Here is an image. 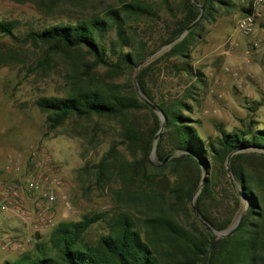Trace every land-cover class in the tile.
I'll return each instance as SVG.
<instances>
[{
	"label": "trees",
	"instance_id": "1",
	"mask_svg": "<svg viewBox=\"0 0 264 264\" xmlns=\"http://www.w3.org/2000/svg\"><path fill=\"white\" fill-rule=\"evenodd\" d=\"M10 1L30 3L43 18L57 19L24 33L17 20H0V38L14 44L0 46V68L23 65L32 75L57 77V94L33 103L44 116V136L80 141L82 158L106 144L96 162L77 170V181L89 183L83 190L106 192L111 207L58 222L3 264H264V128L249 121L207 135L193 118L206 82L192 65L193 51L222 17L253 15V3ZM200 7L202 20L167 47L197 19ZM135 75L164 121L139 96ZM161 76L177 80L180 90L162 94ZM152 150L155 163L174 156L157 166L149 160ZM203 172L194 206L208 227L191 209ZM239 191L247 202L240 228L209 250L213 231L227 229L244 211Z\"/></svg>",
	"mask_w": 264,
	"mask_h": 264
},
{
	"label": "rangeland",
	"instance_id": "2",
	"mask_svg": "<svg viewBox=\"0 0 264 264\" xmlns=\"http://www.w3.org/2000/svg\"><path fill=\"white\" fill-rule=\"evenodd\" d=\"M234 2L238 5L240 0ZM248 2L254 3V0H246L245 4ZM235 16L240 19L239 15ZM227 18L222 17L211 26L204 44L192 53V65L204 73L206 80L200 92L201 105L194 108L193 118L200 120L207 135L215 134L218 127L230 131L249 121H253L257 129L264 128V21L259 16V25L250 35L234 28L235 31L225 34L223 40L220 33L225 22L229 23ZM13 19L20 23L18 32L24 33L53 24L57 18H43L30 3L0 0V20ZM231 21L235 27L237 19L232 17ZM2 45L14 44L3 37L0 38ZM56 78L55 75H32L23 65L0 68V177L13 178L17 165L20 171L23 170L33 153L41 157L44 150L48 156L46 165L53 178L61 183L57 190L53 223L41 232L31 231L30 239L25 242L30 246L37 234L47 235L58 222L79 220L85 214L106 211L111 207V199L106 192L83 190L89 183L85 179L82 183L77 181V170L86 161L96 162L107 149L106 144H101L82 158L80 141L59 133L44 136V116L33 103L40 96L57 94ZM177 84V80L161 76L158 88L162 94L174 93L180 90L175 86ZM153 162H156L155 155ZM10 166L13 171L9 172ZM98 230V226L93 229L94 232ZM7 238L13 239L10 234H0V240ZM12 243L15 244L13 240ZM25 243L0 250V264L18 256L21 252L17 250H23Z\"/></svg>",
	"mask_w": 264,
	"mask_h": 264
},
{
	"label": "built area",
	"instance_id": "3",
	"mask_svg": "<svg viewBox=\"0 0 264 264\" xmlns=\"http://www.w3.org/2000/svg\"><path fill=\"white\" fill-rule=\"evenodd\" d=\"M263 3L264 0H254V14L238 20L237 29L244 35H250L258 27L257 8ZM41 154L38 157L33 153L28 166L21 171L17 165L13 178L0 177V218L13 214L32 232H41L52 225L57 190L61 185L45 163L48 160L46 152L42 150ZM8 170L13 171V167ZM12 245L10 238L0 240V250Z\"/></svg>",
	"mask_w": 264,
	"mask_h": 264
},
{
	"label": "water",
	"instance_id": "4",
	"mask_svg": "<svg viewBox=\"0 0 264 264\" xmlns=\"http://www.w3.org/2000/svg\"><path fill=\"white\" fill-rule=\"evenodd\" d=\"M204 12H205V9H204V7H200V14H199V16L197 17V19L189 26V27H187V29L181 34V35H179L171 44H169L167 47H169L170 45H172V44H174V43H176V42H178V41H180L190 30H192L201 20H202V18H203V16H204ZM164 49H166V47H163V48H161L160 50H158V51H156L155 53H153L152 55H150L147 59H146V61L145 62H147V61H149L150 59H152L153 57H155L156 55H158V54H160V52H162ZM142 65V64H141ZM140 65V66H141ZM134 82H135V85H136V89H137V91H138V94H139V96L141 97V99L153 110V111H155V112H157V113H159L160 115H161V120L162 121H164V117L162 116V114L160 113V112H158V110H157V107L154 105V104H152L147 98H145L144 96H143V94L141 93V91H140V89L138 88V85H137V76L135 75V78H134ZM163 129V125H161V127H160V130L158 131V133L156 134V136H155V139H154V144H155V142L157 141V139H158V137H159V135H160V132H161V130ZM174 155H169V156H167L166 158H165V160L163 161V163H166L170 158H172ZM229 158L230 157H228L227 158V161H226V164H225V166H226V170H227V173H228V176H229V179H230V181L231 182H233L234 180H233V176H232V174H231V170H230V165H229ZM149 160H150V162L151 163H153L154 165H157V166H160L161 164H163V163H155V162H153L154 161V150H152V152H151V154H150V157H149ZM205 177H206V173L205 172H203V175H202V178H201V182H200V184H199V186H198V189H197V191H196V193H195V195H194V197H193V199H192V201H191V209L193 210V212L195 213V216L197 217V219L199 220V221H201V223H203V225L205 226V227H208L207 226V224L205 223V222H203V220H201V218L199 217V215H198V213H197V210H196V208H195V206H194V199H195V197L197 196V194L200 192V190H201V188H202V186H203V184H204V181H205ZM239 196H240V198H241V200H242V202H243V204H244V211L239 215V217H237V219L235 220V222L232 224V225H230L227 229H225V230H222V231H213V233H214V235H215V241L210 245V247H209V250L213 247V245H214V243L216 242V241H218V240H220V239H223V238H226V237H229V236H231V235H233L239 228H240V226H241V224H242V222H243V218H244V216H245V210H246V208H247V202H246V200H245V198H244V195H243V193L241 192V191H239Z\"/></svg>",
	"mask_w": 264,
	"mask_h": 264
},
{
	"label": "crops",
	"instance_id": "5",
	"mask_svg": "<svg viewBox=\"0 0 264 264\" xmlns=\"http://www.w3.org/2000/svg\"><path fill=\"white\" fill-rule=\"evenodd\" d=\"M240 3L242 5H245L246 0H240ZM240 3H238V5H240ZM258 14L260 16V18L264 21V3L257 9ZM227 18V17H225ZM232 18V17H231ZM231 18H227L229 19V23L228 21L225 22V26L222 29V33L221 34V38L224 40L225 36L231 32H234L237 29V22H238V18L237 16H233V18L237 21H235V27H233ZM235 28V30H234ZM226 34V35H225ZM30 204V202H29ZM59 205V204H57ZM57 208V207H56ZM0 234H10L12 236V240L14 241L15 244H13L11 246V248L14 247H20L21 244H24L26 241L28 242V240L30 239V235H31V230L30 228L25 225L24 223H22L20 221V219H18V217H16L13 214H6L2 217V219L0 220ZM21 242V244H20ZM26 247L22 250H17L18 252H22L27 248H30L31 246L29 244H26Z\"/></svg>",
	"mask_w": 264,
	"mask_h": 264
}]
</instances>
